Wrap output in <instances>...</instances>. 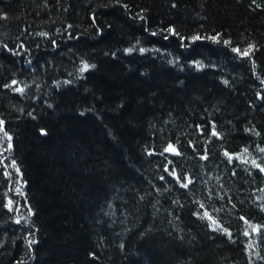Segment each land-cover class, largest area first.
Listing matches in <instances>:
<instances>
[{
	"label": "trees",
	"instance_id": "trees-1",
	"mask_svg": "<svg viewBox=\"0 0 264 264\" xmlns=\"http://www.w3.org/2000/svg\"><path fill=\"white\" fill-rule=\"evenodd\" d=\"M0 121V264H264V0H0Z\"/></svg>",
	"mask_w": 264,
	"mask_h": 264
},
{
	"label": "snow or ice",
	"instance_id": "snow-or-ice-1",
	"mask_svg": "<svg viewBox=\"0 0 264 264\" xmlns=\"http://www.w3.org/2000/svg\"><path fill=\"white\" fill-rule=\"evenodd\" d=\"M193 39H200V37L197 36V37H194ZM253 48H254V45H249V47L247 49L243 50V52H241V50L240 49H237V48H233V51L239 53L240 55L248 56L250 54V52L252 51ZM87 67L88 66L85 65V68H87ZM13 83H15V81H13ZM17 91H22V89H17ZM2 125H3V121H0V126H2ZM215 134L216 133L213 132V135H215ZM5 135H7V133H5ZM166 151L175 152V148H174V146L169 145L168 148L166 149ZM176 154H179V153H176ZM225 155H227V153ZM262 170H264V169H262ZM184 186L187 187V185H184ZM205 215H207V214H205Z\"/></svg>",
	"mask_w": 264,
	"mask_h": 264
},
{
	"label": "rangeland",
	"instance_id": "rangeland-1",
	"mask_svg": "<svg viewBox=\"0 0 264 264\" xmlns=\"http://www.w3.org/2000/svg\"><path fill=\"white\" fill-rule=\"evenodd\" d=\"M17 176L14 177V182L16 183V185L19 183V181L17 180Z\"/></svg>",
	"mask_w": 264,
	"mask_h": 264
},
{
	"label": "water",
	"instance_id": "water-1",
	"mask_svg": "<svg viewBox=\"0 0 264 264\" xmlns=\"http://www.w3.org/2000/svg\"><path fill=\"white\" fill-rule=\"evenodd\" d=\"M167 152L171 153L172 151H167Z\"/></svg>",
	"mask_w": 264,
	"mask_h": 264
}]
</instances>
